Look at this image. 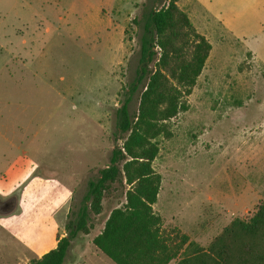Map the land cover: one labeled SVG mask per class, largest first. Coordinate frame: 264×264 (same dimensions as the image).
Returning <instances> with one entry per match:
<instances>
[{
    "label": "rangeland",
    "instance_id": "rangeland-1",
    "mask_svg": "<svg viewBox=\"0 0 264 264\" xmlns=\"http://www.w3.org/2000/svg\"><path fill=\"white\" fill-rule=\"evenodd\" d=\"M164 3L0 0V264H29L67 236L121 145L116 110L129 98L136 113L142 27ZM201 4L178 1L211 52L187 111L157 141L152 209L163 229L207 248L264 202V0ZM123 195L117 184L105 194L63 264H113L91 241Z\"/></svg>",
    "mask_w": 264,
    "mask_h": 264
},
{
    "label": "trees",
    "instance_id": "trees-1",
    "mask_svg": "<svg viewBox=\"0 0 264 264\" xmlns=\"http://www.w3.org/2000/svg\"><path fill=\"white\" fill-rule=\"evenodd\" d=\"M178 1L165 0L145 17L139 40L144 67L138 78L146 81L133 116L129 98L116 110L121 145L99 176L87 183L78 211L65 225L67 236L58 237L54 249L29 264H63L71 242L79 233H89L90 214L101 213V202L115 184L124 191V203L109 213L91 241L113 264H264V202L251 218L234 220L207 248L177 229H163L152 209L161 183L152 167L159 153L157 141L170 138L168 122L187 111V98L211 52Z\"/></svg>",
    "mask_w": 264,
    "mask_h": 264
},
{
    "label": "crops",
    "instance_id": "crops-1",
    "mask_svg": "<svg viewBox=\"0 0 264 264\" xmlns=\"http://www.w3.org/2000/svg\"><path fill=\"white\" fill-rule=\"evenodd\" d=\"M196 4H198V5H200V6H202V1L203 0H193ZM59 238H62V237H59ZM56 243H57V240L55 241V245L52 247V249H54L55 248V246H56ZM96 249V248H95ZM51 250V249H50ZM48 252V251H47ZM46 252V253H47Z\"/></svg>",
    "mask_w": 264,
    "mask_h": 264
},
{
    "label": "flooded vegetation",
    "instance_id": "flooded-vegetation-1",
    "mask_svg": "<svg viewBox=\"0 0 264 264\" xmlns=\"http://www.w3.org/2000/svg\"><path fill=\"white\" fill-rule=\"evenodd\" d=\"M4 204V203H3ZM4 205H6V204H4Z\"/></svg>",
    "mask_w": 264,
    "mask_h": 264
},
{
    "label": "water",
    "instance_id": "water-1",
    "mask_svg": "<svg viewBox=\"0 0 264 264\" xmlns=\"http://www.w3.org/2000/svg\"><path fill=\"white\" fill-rule=\"evenodd\" d=\"M8 205V204H7Z\"/></svg>",
    "mask_w": 264,
    "mask_h": 264
}]
</instances>
